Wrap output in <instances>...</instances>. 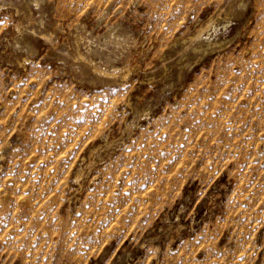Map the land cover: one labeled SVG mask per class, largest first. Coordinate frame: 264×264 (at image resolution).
I'll use <instances>...</instances> for the list:
<instances>
[{
	"label": "rangeland",
	"instance_id": "1",
	"mask_svg": "<svg viewBox=\"0 0 264 264\" xmlns=\"http://www.w3.org/2000/svg\"><path fill=\"white\" fill-rule=\"evenodd\" d=\"M0 264H264V0H0Z\"/></svg>",
	"mask_w": 264,
	"mask_h": 264
},
{
	"label": "bare ground",
	"instance_id": "2",
	"mask_svg": "<svg viewBox=\"0 0 264 264\" xmlns=\"http://www.w3.org/2000/svg\"><path fill=\"white\" fill-rule=\"evenodd\" d=\"M223 11V10H222ZM215 21V20H214ZM212 23H213V21H210L209 23H207V25H202V26H200V29L196 32V34L194 35V36H192L191 38H190V41L191 42H197V41H200L201 39H202V37H203V35L205 34V31H207V28L208 27H210L211 25H212ZM110 39V38H109ZM114 41V40H113ZM120 41V40H119ZM121 42V41H120ZM123 42V41H122ZM116 43V42H115ZM118 43V42H117ZM190 44V43H189ZM192 45V44H191ZM187 47V46H186ZM191 47V46H190ZM197 47H199V45L197 46ZM91 49V48H90ZM196 49V48H195ZM93 50V49H92ZM91 51V50H90ZM92 57V56H91ZM111 59V58H110ZM108 60H109V58H108ZM92 64L94 63V62H92V61H90ZM89 62V63H90ZM98 63V62H97ZM96 63V64H97ZM90 65V64H89ZM93 65H95V64H93ZM92 65V66H93ZM90 67V66H89ZM94 67H96V66H94ZM99 67V66H98ZM93 68V67H92ZM102 68V67H101ZM94 70V69H93ZM96 71V70H95ZM101 71V70H100ZM102 71H103V68H102ZM104 71H105V69H104ZM102 72V73H105V72ZM108 71V70H107ZM111 72H113V71H111ZM99 73V72H98ZM106 73H108V72H106ZM105 73V75H107ZM110 73V72H109ZM108 73V74H109ZM114 73V72H113ZM111 74V73H110ZM110 74H109V76H110ZM103 75V74H102ZM112 75V74H111ZM115 74H113V76H114ZM92 163V162H91ZM93 164V163H92ZM77 179H78V177H77Z\"/></svg>",
	"mask_w": 264,
	"mask_h": 264
}]
</instances>
